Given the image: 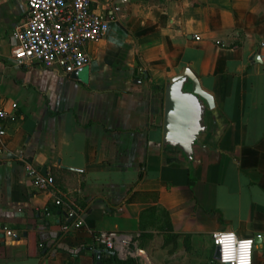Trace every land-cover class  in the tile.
Here are the masks:
<instances>
[{
  "label": "crops",
  "instance_id": "obj_1",
  "mask_svg": "<svg viewBox=\"0 0 264 264\" xmlns=\"http://www.w3.org/2000/svg\"><path fill=\"white\" fill-rule=\"evenodd\" d=\"M113 6L71 77L14 63L25 0H0V229L19 233H0V264H102L99 230L132 234L137 264H217L210 234L231 231L264 264V0H90ZM184 67L215 108L190 165L161 148L163 86ZM57 193L81 210L78 229L60 230Z\"/></svg>",
  "mask_w": 264,
  "mask_h": 264
},
{
  "label": "built area",
  "instance_id": "obj_2",
  "mask_svg": "<svg viewBox=\"0 0 264 264\" xmlns=\"http://www.w3.org/2000/svg\"><path fill=\"white\" fill-rule=\"evenodd\" d=\"M117 10L118 7L113 6L108 14L95 12L90 8V0H25V21L11 35L14 63L22 65L35 61L44 67H55L64 74L81 68L90 60L84 50L85 44L97 42L104 36L108 21L117 14ZM5 117L6 112L0 105V136L4 134ZM18 160L25 176L36 189H51L53 177L50 174L42 173L20 155ZM53 203L62 206L65 211L66 220L60 225L62 232L78 229L82 225V212L75 204L63 199L60 193L53 196ZM0 231L2 236L10 239L19 237V233L11 229L2 227ZM133 237L116 230H99L92 234L96 245L112 251L118 259L133 257ZM210 239L213 247L218 248L219 264L252 263L253 238L217 230L211 232Z\"/></svg>",
  "mask_w": 264,
  "mask_h": 264
},
{
  "label": "water",
  "instance_id": "obj_3",
  "mask_svg": "<svg viewBox=\"0 0 264 264\" xmlns=\"http://www.w3.org/2000/svg\"><path fill=\"white\" fill-rule=\"evenodd\" d=\"M79 69L71 71L70 76L74 77ZM214 112L211 95L201 89L196 77L186 67L171 76L163 86L162 152L181 154L190 165L197 147L209 130ZM41 172L45 173L44 167H41ZM102 251L113 254L106 249H94L96 259ZM212 258L214 261L218 259L216 246Z\"/></svg>",
  "mask_w": 264,
  "mask_h": 264
},
{
  "label": "trees",
  "instance_id": "obj_4",
  "mask_svg": "<svg viewBox=\"0 0 264 264\" xmlns=\"http://www.w3.org/2000/svg\"><path fill=\"white\" fill-rule=\"evenodd\" d=\"M102 264H137L135 259L132 257H126L125 259H118L114 254H108L107 262L101 260ZM219 264L217 261L215 262Z\"/></svg>",
  "mask_w": 264,
  "mask_h": 264
}]
</instances>
